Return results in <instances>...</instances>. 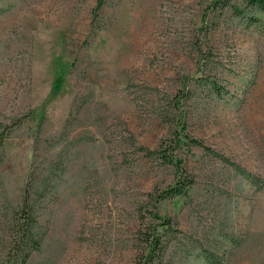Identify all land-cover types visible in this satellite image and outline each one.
<instances>
[{
  "label": "rangeland",
  "instance_id": "374dc122",
  "mask_svg": "<svg viewBox=\"0 0 264 264\" xmlns=\"http://www.w3.org/2000/svg\"><path fill=\"white\" fill-rule=\"evenodd\" d=\"M211 1L0 0V123L17 122L0 264L24 190L42 235L25 264H135L142 218L166 241L153 264H264V38ZM173 106L205 146L178 148L177 169L139 149L171 141ZM184 176L185 194L155 199Z\"/></svg>",
  "mask_w": 264,
  "mask_h": 264
},
{
  "label": "trees",
  "instance_id": "16d2710c",
  "mask_svg": "<svg viewBox=\"0 0 264 264\" xmlns=\"http://www.w3.org/2000/svg\"><path fill=\"white\" fill-rule=\"evenodd\" d=\"M104 4V0H95V10H98ZM223 9L230 10L234 15L245 18L247 25H259L261 35L264 38V0H212L210 3V11L221 12ZM212 88L213 92L221 96L227 90L213 80L206 82ZM177 106V104H176ZM173 106L165 112L160 118L169 128L173 127V140L160 148L150 149L148 146H139V149L146 151L145 153H156L165 163L173 164L175 168H179V161L176 159V151L182 147L186 153H192V147H205L199 140L195 139L185 130V120H181L178 114V108ZM17 122L13 124L0 123V145L6 137H8ZM243 175L251 178L248 171L240 170ZM194 184V177L184 176L178 179L177 184L171 186L164 194H158L155 199L159 200L165 197L185 194L189 187ZM12 212V213H11ZM8 215L6 227L2 228L4 237H6V245H4L5 264H25L31 253L40 247L42 235L36 230L37 217L34 206L29 200V192L24 190L18 204L12 209ZM154 219H161L157 212L152 213ZM159 224L161 226H170L169 218H162ZM163 234L156 230L149 223H144L143 218L140 226L136 231V240L134 247L136 249L135 264H153L155 259L159 261L165 252L166 241ZM208 264H219L217 258L212 254L205 255Z\"/></svg>",
  "mask_w": 264,
  "mask_h": 264
}]
</instances>
